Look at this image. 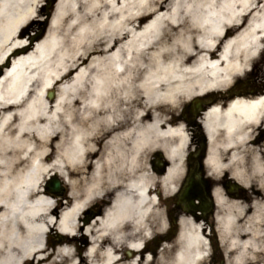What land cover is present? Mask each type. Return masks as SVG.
Returning a JSON list of instances; mask_svg holds the SVG:
<instances>
[{
	"label": "bare ground",
	"instance_id": "bare-ground-1",
	"mask_svg": "<svg viewBox=\"0 0 264 264\" xmlns=\"http://www.w3.org/2000/svg\"><path fill=\"white\" fill-rule=\"evenodd\" d=\"M45 2L0 0V264H202L190 218L141 248L182 175L189 101L208 104L209 176L256 188L249 216L218 199L228 264H264V82L230 88L264 80V0H55L41 33ZM158 151L162 173L149 165ZM48 174L70 184L64 203L43 188ZM88 210L99 214L84 224Z\"/></svg>",
	"mask_w": 264,
	"mask_h": 264
},
{
	"label": "flooded vegetation",
	"instance_id": "flooded-vegetation-1",
	"mask_svg": "<svg viewBox=\"0 0 264 264\" xmlns=\"http://www.w3.org/2000/svg\"><path fill=\"white\" fill-rule=\"evenodd\" d=\"M204 103L193 102L183 108L178 120H184L190 130L189 150H187L182 175L176 190L168 195H161L159 209L162 212L164 227L157 230L155 243L171 241L181 231V219L190 218L200 226V234L208 245V255L202 264H228V255H232L229 241L222 236L226 234L221 217L228 210L226 204L220 206L218 199L225 202L238 201L246 204V216L252 214L251 200L254 186L246 188L227 170L209 176L206 166V149L203 132L194 119L205 108ZM149 165L158 173L165 171L169 161L162 152H154ZM256 191V190H254ZM245 218L238 217L237 224L249 225ZM243 240L248 231H240ZM235 234H238L235 232ZM258 234V233H257ZM264 234V231L261 232ZM231 251V252H230ZM229 252V253H228Z\"/></svg>",
	"mask_w": 264,
	"mask_h": 264
},
{
	"label": "rangeland",
	"instance_id": "rangeland-1",
	"mask_svg": "<svg viewBox=\"0 0 264 264\" xmlns=\"http://www.w3.org/2000/svg\"><path fill=\"white\" fill-rule=\"evenodd\" d=\"M45 3H48V5H49V7H48V13L47 14H42L41 16H40V18H44V19H46V22L43 24V26H42V32L41 33H43L44 31H45V28H46V26H47V21H48V19H49V15H50V13H51V9H52V7H53V5H54V3H55V0H46V2ZM261 62L263 63V60H261ZM249 77H245V78H238V79H236L235 81H234V83H232V85H231V87L230 88H232V89H238L237 87H239L238 86V83L239 82H247L248 84H249V86L248 87H246L245 89L246 90H255V94H257L260 90H261V86H262V83L264 82V80H260V78H255V79H252V80H249L248 79ZM260 89V90H259ZM0 115H1V113H0ZM49 161V160H48ZM50 175H52V174H48V175H46V178H45V180H44V182H43V187H44V184H45V182H46V179L50 176ZM58 176V178L62 181V184H63V186L66 188V191H65V193H64V195L63 196H61L60 198L62 199V201H63V203L67 200V193L69 192V190H70V184H68V183H66L65 181H63L64 180V178H62V177H60L59 175H57ZM53 195V194H52ZM88 212H90L89 210L87 211V213ZM83 214V216H82V218H81V222L82 223H84L85 224V219L88 217V215L89 214ZM99 214V212L98 213H95V215H98ZM55 233V228H52V234H54ZM49 234H51V232H47L45 235H44V241L46 242V243H50V246H49V248L50 249H52L53 247H55V243L54 244H51L52 243V238H51V236L49 235ZM81 245H82V250H84L85 249V247L87 246V244H88V242L86 241V242H81L80 243ZM150 246L152 245V246H154V242H153V239L151 238L150 239V242L148 243ZM148 244H146V245H148ZM149 248V247H148ZM150 249V248H149Z\"/></svg>",
	"mask_w": 264,
	"mask_h": 264
},
{
	"label": "water",
	"instance_id": "water-1",
	"mask_svg": "<svg viewBox=\"0 0 264 264\" xmlns=\"http://www.w3.org/2000/svg\"><path fill=\"white\" fill-rule=\"evenodd\" d=\"M52 94L49 93V97H51ZM45 189L56 194V195H63L65 189L61 186L59 179L56 176H52L50 179H48ZM93 216H90L86 219L85 222H88Z\"/></svg>",
	"mask_w": 264,
	"mask_h": 264
}]
</instances>
